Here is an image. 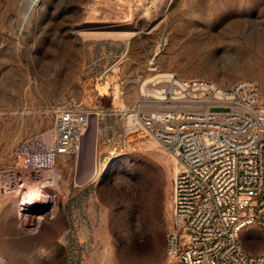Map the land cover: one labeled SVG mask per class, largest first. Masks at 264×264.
<instances>
[{
  "label": "rangeland",
  "instance_id": "374dc122",
  "mask_svg": "<svg viewBox=\"0 0 264 264\" xmlns=\"http://www.w3.org/2000/svg\"><path fill=\"white\" fill-rule=\"evenodd\" d=\"M167 73L258 79L264 108V0H0L4 264H168L177 166L122 115ZM59 106L92 114L79 155H54ZM37 186L48 196L24 201ZM241 240L264 251L258 224Z\"/></svg>",
  "mask_w": 264,
  "mask_h": 264
},
{
  "label": "built area",
  "instance_id": "2783aa9c",
  "mask_svg": "<svg viewBox=\"0 0 264 264\" xmlns=\"http://www.w3.org/2000/svg\"><path fill=\"white\" fill-rule=\"evenodd\" d=\"M117 62L102 77L111 80ZM114 87V86H113ZM112 87V89H114ZM261 84L243 78L221 87L207 78L173 73L143 79L140 95L122 115L135 113L134 131L158 141L174 159L168 264H264L248 252L244 227L264 229V108ZM91 112L59 106L54 155H79ZM27 160L25 168H29ZM43 169L36 167V182Z\"/></svg>",
  "mask_w": 264,
  "mask_h": 264
},
{
  "label": "bare ground",
  "instance_id": "6f19581e",
  "mask_svg": "<svg viewBox=\"0 0 264 264\" xmlns=\"http://www.w3.org/2000/svg\"><path fill=\"white\" fill-rule=\"evenodd\" d=\"M25 2H26L27 5L36 6V5L39 4L40 0H25ZM125 115H127V120H126V127H127V129L129 131H134V128H135L136 124L138 123L137 122V115L135 113H129V112L127 114H125ZM86 136H87V132L85 134V137ZM85 179L86 178L84 177L81 180L84 181ZM35 191H36L35 196H32L30 198L22 197V198H24V201H38V200H41L43 197L46 198L48 196L39 186L36 187V190Z\"/></svg>",
  "mask_w": 264,
  "mask_h": 264
},
{
  "label": "water",
  "instance_id": "95a60500",
  "mask_svg": "<svg viewBox=\"0 0 264 264\" xmlns=\"http://www.w3.org/2000/svg\"><path fill=\"white\" fill-rule=\"evenodd\" d=\"M0 264H4L3 261L1 260V258H0Z\"/></svg>",
  "mask_w": 264,
  "mask_h": 264
}]
</instances>
